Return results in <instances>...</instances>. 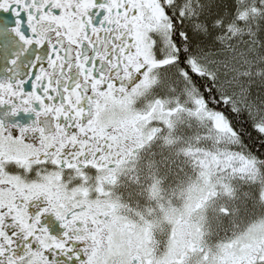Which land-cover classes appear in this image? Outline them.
<instances>
[{
  "label": "snow or ice",
  "instance_id": "obj_1",
  "mask_svg": "<svg viewBox=\"0 0 264 264\" xmlns=\"http://www.w3.org/2000/svg\"><path fill=\"white\" fill-rule=\"evenodd\" d=\"M0 264H264V0H0Z\"/></svg>",
  "mask_w": 264,
  "mask_h": 264
}]
</instances>
